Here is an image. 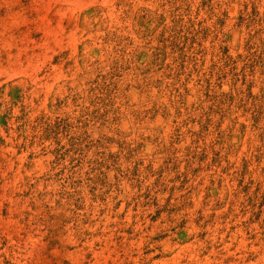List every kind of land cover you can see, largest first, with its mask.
<instances>
[{
    "label": "rangeland",
    "instance_id": "374dc122",
    "mask_svg": "<svg viewBox=\"0 0 264 264\" xmlns=\"http://www.w3.org/2000/svg\"><path fill=\"white\" fill-rule=\"evenodd\" d=\"M0 264H264V0H0Z\"/></svg>",
    "mask_w": 264,
    "mask_h": 264
}]
</instances>
